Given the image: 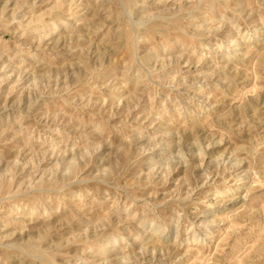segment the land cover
<instances>
[{"label": "rangeland", "instance_id": "1", "mask_svg": "<svg viewBox=\"0 0 264 264\" xmlns=\"http://www.w3.org/2000/svg\"><path fill=\"white\" fill-rule=\"evenodd\" d=\"M0 264H264V0H0Z\"/></svg>", "mask_w": 264, "mask_h": 264}]
</instances>
